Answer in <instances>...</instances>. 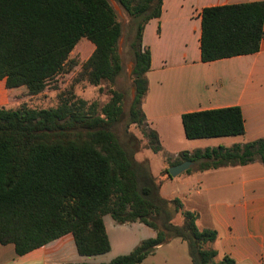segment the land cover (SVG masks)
I'll return each instance as SVG.
<instances>
[{
    "label": "trees",
    "instance_id": "trees-1",
    "mask_svg": "<svg viewBox=\"0 0 264 264\" xmlns=\"http://www.w3.org/2000/svg\"><path fill=\"white\" fill-rule=\"evenodd\" d=\"M115 1L133 21L129 48L135 96L127 124L148 128L142 103L151 52L142 37L146 24L161 16L163 0ZM201 17L202 62L259 52L264 1L207 7ZM121 37L122 25L108 0H0V81L9 89L25 86L29 95L39 94L64 71L76 46L88 44L91 55L82 68L89 82L114 85L123 69ZM123 107L118 90L101 107L75 96L49 109L0 106V243L13 244L22 256L71 234L79 255L105 254L111 245L104 217L110 215L120 225L150 227L156 236L106 264H141L176 238L187 243L192 264H237L229 255L218 259L210 246L216 230H201L195 211L179 197L162 195V178L154 177L147 161L135 158L136 138L130 134L121 141L117 128ZM181 120L189 140L245 133L238 106L186 113ZM147 136L149 148L160 152L158 134L149 128ZM256 158L264 165V138L185 151L172 165L190 160L206 171ZM162 175L171 178L168 169Z\"/></svg>",
    "mask_w": 264,
    "mask_h": 264
},
{
    "label": "crops",
    "instance_id": "crops-1",
    "mask_svg": "<svg viewBox=\"0 0 264 264\" xmlns=\"http://www.w3.org/2000/svg\"><path fill=\"white\" fill-rule=\"evenodd\" d=\"M257 1L264 0H163L161 16L146 24L142 37L143 47L151 52L148 93L142 110L148 127L158 134L164 155L158 176L152 174L162 178L161 193L165 197H179L170 183L181 186L176 188L181 194L179 198L186 209L198 214V227L217 231L218 238L210 246L218 251V259L229 255L237 264H264V165L261 160L256 158L247 165L206 171H201L194 162L181 173L185 174L175 178L163 177L162 172L180 164L172 165L182 152L192 154L220 146L231 148L264 138V41L255 54L208 63L201 61L200 49L204 8ZM15 89L7 88L5 80L0 81V106L9 104L7 98ZM232 106L241 108L243 135L186 138L183 114ZM177 145L185 149L174 150ZM144 159L151 169L152 161L147 154ZM69 235L22 256L16 254L13 244L0 243V264H76L68 262L57 251L58 244Z\"/></svg>",
    "mask_w": 264,
    "mask_h": 264
},
{
    "label": "rangeland",
    "instance_id": "rangeland-1",
    "mask_svg": "<svg viewBox=\"0 0 264 264\" xmlns=\"http://www.w3.org/2000/svg\"><path fill=\"white\" fill-rule=\"evenodd\" d=\"M108 1L114 8L118 20L122 25L119 53L123 69L116 83L112 85L109 82H102L95 86L89 82L82 67L90 57L91 52L89 51L88 44H79L70 56V63L61 74L48 82L43 92L36 95H29L25 86L18 87L11 91L12 93L8 96L7 99L9 104L7 106L10 108L26 106L31 109L56 108L63 99L75 96L78 99L87 101L89 104L96 102L101 107L111 99L113 90L121 91L124 94V116L117 128L118 135L122 142H125L127 140L126 137L130 134L136 138L140 149L138 154L136 153L135 158L142 162L145 160L144 157L147 154L149 161H152V173L158 176L164 155L161 154V151L148 152L151 150L148 146L149 138L147 136L149 127L146 128L144 124L140 126L136 124H127L130 105L135 96L132 74L134 59L129 48V44L133 38L131 32L133 21L132 18L124 13L115 0ZM178 149L182 151L185 148L181 145L175 146L174 150ZM169 185L173 189V192L180 197L181 194L177 192L178 189L176 188L181 186L177 183H173V185L170 183ZM104 221L111 245L107 253L96 256H80L76 252L74 240L71 235L58 244L57 251L61 252L66 257L67 261L71 263L106 264L118 256L129 254L140 245L142 241L156 236V232L152 228L139 222L120 225L115 223L110 215H106ZM177 221H179V219ZM141 264H192V261L188 253L187 243L176 238L173 239L172 242L160 246L155 250L154 254L149 255Z\"/></svg>",
    "mask_w": 264,
    "mask_h": 264
},
{
    "label": "water",
    "instance_id": "water-1",
    "mask_svg": "<svg viewBox=\"0 0 264 264\" xmlns=\"http://www.w3.org/2000/svg\"><path fill=\"white\" fill-rule=\"evenodd\" d=\"M134 93H135V90H134ZM193 164H194L193 161L187 160V161H184L178 165L170 167L168 169V172L172 178H175L179 174H181L182 172L188 170Z\"/></svg>",
    "mask_w": 264,
    "mask_h": 264
}]
</instances>
